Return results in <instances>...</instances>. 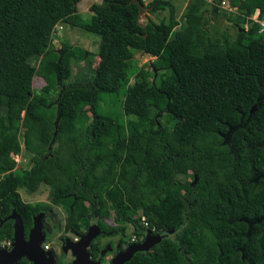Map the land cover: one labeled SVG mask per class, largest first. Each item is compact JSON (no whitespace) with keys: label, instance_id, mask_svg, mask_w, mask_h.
<instances>
[{"label":"trees","instance_id":"trees-1","mask_svg":"<svg viewBox=\"0 0 264 264\" xmlns=\"http://www.w3.org/2000/svg\"><path fill=\"white\" fill-rule=\"evenodd\" d=\"M79 1L0 0V241L12 237L11 212L26 238L35 215L60 206L79 221L75 232L95 225L99 237L113 236L129 224V244L147 229L163 234L121 264H264V0H229L225 10L222 0H188L179 25L166 0L144 4L147 12L168 8L157 23L145 15L141 23L129 0L93 2L88 17L77 12ZM57 23L97 37L90 115L71 86L55 110L32 95V56L42 57L38 74L49 64L59 80L68 74L67 58L49 51ZM135 51L156 57L157 85L141 78ZM103 94L122 101L126 133L114 110L97 109ZM155 102L168 124L149 114ZM21 149L31 165L15 173L12 154ZM187 173L192 181L176 177ZM40 184L46 202L22 200L19 189ZM98 250L91 239L89 257Z\"/></svg>","mask_w":264,"mask_h":264},{"label":"rangeland","instance_id":"rangeland-1","mask_svg":"<svg viewBox=\"0 0 264 264\" xmlns=\"http://www.w3.org/2000/svg\"><path fill=\"white\" fill-rule=\"evenodd\" d=\"M100 0H80L77 5V12L83 17H88L91 11L88 7L93 2H99ZM144 4H147L150 0H142ZM173 7V15L179 25L182 22V11L185 8L188 0H166ZM210 1V0H207ZM229 0H222L220 3L221 10H225L228 7ZM146 8V7H145ZM145 9L144 13L138 16L141 23L145 22L144 15L147 16L151 21L157 23L160 20H165L168 17V8L156 9L152 12H147ZM255 18V16H252ZM216 27L223 25L222 15L218 14L213 16L211 21ZM246 28V26H244ZM263 27V26H262ZM264 29V27H263ZM235 30V27L230 29ZM78 47L80 51H74L72 48ZM69 49V50H68ZM71 49V50H70ZM50 54L54 55L56 61L67 58V70L68 74L63 80H59V77L55 74L54 66L48 65L43 68L44 76L38 74L36 68H38V63L42 59L41 56H32L28 65L26 66V71L30 73L32 95L34 97L40 98L44 97V106L55 110V102L57 96L64 86H71L72 90L79 97L85 96V103L82 105V111H85L87 115L89 112V101H86L87 87L86 85L90 82L93 76V70L101 56V50L97 45V37L91 33L82 31L77 27L69 26L65 23H57L52 30L50 36ZM84 51V52H83ZM134 60L138 70H141V78H144L148 85L155 86L158 83L160 68L156 65V57L145 56L144 53L139 51L134 52ZM36 70V71H35ZM136 73H134L131 78H129L128 83H131ZM103 99L97 101V109L104 113L106 111L114 110L118 115V121L122 119L123 133H126V118L122 110V101H115V98L111 94H103ZM30 97L23 100L25 103ZM159 102L149 108V114L154 116L155 121L158 125L168 124L169 114L164 111L159 110ZM122 114V115H119ZM176 114V113H175ZM56 118H54V121ZM29 153L25 152L23 149L20 150L18 154H12V159L15 161L16 165L13 169L15 173L21 172L23 169L30 167L31 163L29 161ZM176 177L181 180L192 181V176L190 173L182 176V174H177ZM47 186L40 184L38 188L32 192L27 193L23 189H19L18 192L22 200L26 202H37V201H47ZM136 211V213H138ZM135 214V213H134ZM38 232L41 240L38 242V248L41 257H49L52 259V264H70L74 259V255L70 248L63 249L65 243H75L79 242L80 236L86 232L80 229L79 232L72 231L70 226L76 221L73 217L66 214L60 206H52L51 213L49 211H41L38 216ZM116 213L114 211L109 212V217L105 219L108 226H113L116 224L115 218ZM82 228V226H81ZM82 230V231H81ZM151 233L150 236L163 235L159 233H152L151 229H147ZM170 232V231H168ZM100 231L92 237L93 240L99 245L100 250H98V263L97 264H110L113 256L119 251H123L128 248L130 242H133L134 236L131 233V226L125 224L124 234H115L113 236L99 237ZM91 240V239H90ZM90 242V241H89ZM3 243V242H2ZM2 246V245H0ZM88 246V245H87ZM87 248V247H86ZM88 259H92L88 255ZM96 260V259H92ZM41 264H45L40 262Z\"/></svg>","mask_w":264,"mask_h":264},{"label":"water","instance_id":"water-1","mask_svg":"<svg viewBox=\"0 0 264 264\" xmlns=\"http://www.w3.org/2000/svg\"><path fill=\"white\" fill-rule=\"evenodd\" d=\"M130 3H134L138 8L137 17L144 13L145 6L141 3L140 0H129ZM145 56H149L144 53ZM40 212L33 217L32 227L28 231L27 237H23L22 224L19 217L13 212L8 216L13 219V231L12 237L10 239V249L7 251H2L0 249V257H3L7 264L15 263L22 255L25 256L31 264H38L43 262L45 264H52V259L49 257H41L38 248V242L41 240V237L38 235V216ZM98 232V227L95 225H90L86 232L80 236L79 242L75 243H65L63 249L67 247L71 249L72 254L75 256L70 264H97L98 260L88 259V253L86 252V247L89 244L90 239ZM149 230H146L145 236L140 243H133L128 248L123 251L116 253L111 259L110 264H121L125 261L134 251L136 250H145L148 246L159 240L163 235H154L150 236Z\"/></svg>","mask_w":264,"mask_h":264},{"label":"flooded vegetation","instance_id":"flooded-vegetation-1","mask_svg":"<svg viewBox=\"0 0 264 264\" xmlns=\"http://www.w3.org/2000/svg\"><path fill=\"white\" fill-rule=\"evenodd\" d=\"M3 242V243H2ZM8 242L7 244H5L4 241H0V249L2 251H7L10 249V240L9 241H6ZM0 264H7L6 260L3 258V257H0ZM10 264H23L20 260H16L15 263H10ZM27 264H31V262H27ZM38 264H41V263H38Z\"/></svg>","mask_w":264,"mask_h":264},{"label":"crops","instance_id":"crops-1","mask_svg":"<svg viewBox=\"0 0 264 264\" xmlns=\"http://www.w3.org/2000/svg\"><path fill=\"white\" fill-rule=\"evenodd\" d=\"M76 8H77V5H76ZM257 12H255L253 15L256 16ZM252 15V16H253ZM253 18V17H252ZM260 24L264 27V21H261Z\"/></svg>","mask_w":264,"mask_h":264},{"label":"built area","instance_id":"built-area-1","mask_svg":"<svg viewBox=\"0 0 264 264\" xmlns=\"http://www.w3.org/2000/svg\"><path fill=\"white\" fill-rule=\"evenodd\" d=\"M141 220H142V224L145 226L146 225V222L144 221V218L141 217ZM8 242H5V244H7Z\"/></svg>","mask_w":264,"mask_h":264},{"label":"clouds","instance_id":"clouds-1","mask_svg":"<svg viewBox=\"0 0 264 264\" xmlns=\"http://www.w3.org/2000/svg\"><path fill=\"white\" fill-rule=\"evenodd\" d=\"M140 1H141L142 4H144L142 0H140ZM144 6H145V5H144Z\"/></svg>","mask_w":264,"mask_h":264}]
</instances>
